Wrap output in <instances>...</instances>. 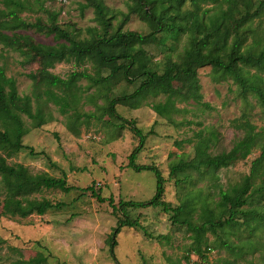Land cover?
Masks as SVG:
<instances>
[{"label":"rangeland","instance_id":"obj_1","mask_svg":"<svg viewBox=\"0 0 264 264\" xmlns=\"http://www.w3.org/2000/svg\"><path fill=\"white\" fill-rule=\"evenodd\" d=\"M21 1L27 5V9L19 13L26 26L4 33L21 42L23 37L29 38L28 45L24 43L22 47L26 54L0 41V66L8 78L16 80L18 94L31 98L33 110L43 114L45 123L35 129V123L21 113L25 127L30 129L23 138V144L32 147L35 153L32 155L28 150L14 153L0 147V157L6 158L10 166L23 165L32 176L66 177L69 186L80 190L67 194L42 188L30 194V198L64 205L44 216L33 214L27 218H1L0 238L4 242L0 243V264H12L19 260L28 262L40 253L47 258L43 264H117L111 256L108 239L117 226L119 215L114 213L109 202H100L92 192L81 190L94 186L96 194L112 198L115 204L120 200L145 202L154 197L157 187L155 175L150 171L135 172L127 168L128 157L139 145L138 138L128 126L122 129L120 121L106 111L110 99L134 91L141 80L133 87L121 74L107 88L93 86L82 79L78 83L81 92L76 93L71 88L79 95L75 110L64 115L58 105L45 100L44 90L48 87L29 77L31 74L38 75L43 67L39 59H33L31 48L37 45L56 46L63 42L46 31H40L37 24L55 21L86 45L96 35L93 30L99 28L95 9H84L88 0H67L66 5L58 0ZM100 1L114 13L111 33L120 26L125 32L150 33L148 25L137 14L130 15V19L124 22L131 0ZM199 5L203 13L212 9L215 3L199 0ZM7 7V1L0 0V9L8 10ZM182 9L194 10V5L188 1ZM239 10L244 12L242 4ZM236 18L240 19L239 13H236ZM251 27L258 28L264 37V11L255 17ZM97 35H102V32ZM189 39L187 33L181 34L177 40L160 33L151 44L144 46L145 61L150 68L162 73L169 60L181 61ZM253 39L254 36L250 35L248 42ZM234 69L246 76L256 73L255 69L241 65H235ZM99 70L91 62L76 64L72 61L57 62L50 72L68 79L73 72H88L96 76ZM100 73L108 76L110 72L101 69ZM198 78L201 85L199 92L188 91L175 83L181 94L176 101L181 112L173 115L179 123L178 127L158 116L149 106L133 110L121 104L116 109L122 117L134 121L144 134L153 130L136 162L153 164L161 170L167 180L164 200L175 208L180 206L186 194L192 192L194 195L196 190H202L212 207L213 220L218 221L229 215V206L221 201L220 190H228L241 183L250 174L252 163L259 158L261 149L255 147L248 158L236 160L226 167L212 166L204 169L203 173L187 172L171 177V165L192 160L200 137L209 142L208 153L212 156L231 151L245 137L246 128L241 127L245 121L255 126V133H262L264 109L253 94H244L231 77L219 78L211 66L199 69ZM53 90L62 93L57 88ZM40 94L42 96L38 99ZM165 100L162 95L150 97L145 104ZM76 113H95L100 119L83 118L78 122L74 120ZM77 131L79 136L75 134ZM185 175H189L188 180L178 184L177 180ZM6 193V182L0 175V213ZM255 208L264 211V199L256 202ZM129 212L134 219L140 220L143 229L124 228L118 235L114 253L119 264H220L230 257L225 250L215 248L205 250L208 261H203L193 251V234L186 227L173 224L172 214L162 209H130ZM254 219L248 214L242 222L253 224ZM247 228L245 226L239 231L244 238L250 236ZM206 238L212 247L218 242L217 236L211 233ZM252 238L258 240L262 251L246 258H254L257 264H264V228L260 227ZM240 263L243 264L242 261Z\"/></svg>","mask_w":264,"mask_h":264},{"label":"trees","instance_id":"obj_2","mask_svg":"<svg viewBox=\"0 0 264 264\" xmlns=\"http://www.w3.org/2000/svg\"><path fill=\"white\" fill-rule=\"evenodd\" d=\"M6 1L8 10L0 9V41L5 46L16 47L26 54L22 47L24 43L28 45L29 38L23 37L22 42L17 41L4 31L26 26V22L19 13L25 11L27 5L21 0ZM188 1L194 5V10L182 9ZM207 1L214 2L215 6L202 13L199 0H131L129 13L125 15L124 22L130 19V15L137 14L151 30L148 35H143L138 32H125L122 26L111 33L110 30L114 29L112 25L114 13L100 0H88L84 9L88 7L95 9L99 28L93 30L96 35H93L86 45H82L68 29L55 21L50 24L42 22L37 24L40 31H46L54 35L56 40L63 42L56 46L37 45L31 48L33 59H39L43 67L38 75L31 74L29 77L48 87L44 90L45 100L58 105L64 115L75 110L79 101V95L76 93L82 90L78 83L82 79L88 80L93 86L107 88L121 74L133 87L138 80H141L134 91L110 99L106 111L109 116L120 121L122 129L128 126L138 138L139 145L128 157L127 168L135 172L150 171L155 175L157 187L154 197L145 202L120 200L118 204H115L112 198L106 199L96 194L94 186L81 190L92 192L100 202H109L114 213L119 215L117 226L108 239L111 256L117 264L119 261L116 259L114 250L118 244V235L124 228L143 229L140 220L130 215V209L154 208L172 214L173 224L182 225L193 234V251L203 261H208L205 250L211 251L217 248L225 250L230 256L223 259L220 264H241L240 261L243 264H257L254 258L249 260L246 257L254 256L262 251L261 244L252 236H255L260 227L264 228V211L255 208L256 202L264 199V131L257 134L255 126L247 121L243 122L241 127L246 128L245 137L238 141L231 151L216 156L208 153L209 142L200 137L195 145V157L192 160H182L178 164L171 165V177L187 172L203 173L204 169L212 166L226 167L236 160L246 159L255 147L261 149L259 158L252 163L250 174L230 189L220 190L221 201L229 206V215L214 221L212 207L207 202V197L203 196L202 190H196L194 195L192 192L186 194L180 206L175 208L164 200L167 180L161 170L153 164L141 165L136 162L148 136L154 133L153 130L149 134H144L134 121L125 119L116 109L121 104L133 110L149 106L158 116L178 127L179 123L174 120L173 115L181 112L176 106L177 98L181 94L175 87V83L188 91L199 92L201 85L198 70L206 66H211L214 73L221 79L231 77L244 94H253L264 109V37L258 28L251 27L255 17L264 11V0ZM240 4L243 5L244 12L239 10ZM214 9L216 11L210 14ZM236 13L240 14V19L236 18ZM54 19L56 20V17ZM99 32H102V35L98 36ZM160 33L174 40L183 33H187L190 37L181 61L169 60L162 73L148 66L144 50V46L151 44ZM250 35L254 36L251 43L248 42ZM72 61L76 64H84L88 61L100 70L107 69L110 73L108 76H103L99 70L94 76L88 72H73L68 79H63L50 72L55 63ZM235 65L253 68L256 73L246 76L242 72H237L234 69ZM53 88L61 90L62 93H57ZM71 88L76 93L71 91ZM161 95L166 97L164 102L145 104L150 97ZM41 96L40 94L37 98ZM21 113L35 123V129L41 128L45 123L42 119L43 114L39 110H33L31 98L21 97L18 94L16 80L8 78L5 70L0 66V147L14 153L28 150L34 155V149L23 144V138L30 129L25 127ZM74 118L78 122L83 118L100 119L95 113H78ZM75 134L79 136L80 132L77 131ZM0 175L4 178L7 188L0 220L8 216L12 218H27L33 214L44 216L49 211L64 205L49 200L39 201L30 198V194L42 188L60 190L67 194L80 190L69 186L66 177L32 176L23 165L10 166L3 157H0ZM188 177L189 175H185L183 179L177 180V183L186 182ZM256 180H259L258 184ZM248 214L255 217L253 224L242 222ZM245 226L250 233V236L246 238L239 233ZM208 233L218 238L214 247L207 241ZM231 237H234V240H231ZM2 242L4 240L0 238V243ZM46 261L47 258L40 253L28 262L19 260L12 264H43Z\"/></svg>","mask_w":264,"mask_h":264},{"label":"built area","instance_id":"obj_3","mask_svg":"<svg viewBox=\"0 0 264 264\" xmlns=\"http://www.w3.org/2000/svg\"><path fill=\"white\" fill-rule=\"evenodd\" d=\"M60 3H62V4H68V1L67 0H58Z\"/></svg>","mask_w":264,"mask_h":264},{"label":"crops","instance_id":"obj_4","mask_svg":"<svg viewBox=\"0 0 264 264\" xmlns=\"http://www.w3.org/2000/svg\"><path fill=\"white\" fill-rule=\"evenodd\" d=\"M27 146V145H26Z\"/></svg>","mask_w":264,"mask_h":264}]
</instances>
